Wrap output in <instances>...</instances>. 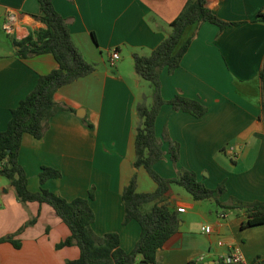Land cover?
Masks as SVG:
<instances>
[{"label":"crops","instance_id":"obj_1","mask_svg":"<svg viewBox=\"0 0 264 264\" xmlns=\"http://www.w3.org/2000/svg\"><path fill=\"white\" fill-rule=\"evenodd\" d=\"M186 0H52L54 10L67 25L74 46L94 64V70L58 87L52 94L57 110L47 120L39 139L24 133L17 162L26 186H39L65 199L86 196L93 219L91 229L101 234L115 232L119 246L128 251L138 237L135 221L122 223L120 191L133 175L137 192H150L155 185L142 168H134L133 105L148 92L132 69L131 54L147 55L166 35L168 22ZM211 11L219 19L235 22L219 29L208 22L186 28L190 41L171 73H159L160 95L195 98L206 111L200 117L162 104L153 130L160 139L163 156L152 165L164 178L179 169L194 172L205 187L223 183L220 203L264 201V105L261 106L259 70L264 71V22L254 20L264 0H214ZM37 0H0V31L18 40L42 27L36 19ZM6 15L12 32L2 29ZM0 48V130L9 109L34 85L38 75L56 67L48 53L19 58L11 43ZM115 50L112 67L107 58ZM130 63V64H129ZM84 121L89 125H85ZM166 133L178 145V158L171 163L166 153ZM234 147L231 159L226 147ZM60 172L57 178L37 182L39 167ZM0 176V237L10 235L19 242L14 248L0 242V264H64L74 260V245L55 248L68 229L44 203L20 202L8 181ZM182 189V188H181ZM179 186L165 192L168 207L177 211L178 227L156 250L155 264H186L199 256L202 261L220 259L238 246L243 262L264 264V223L241 228L239 209L219 207L213 199L192 200ZM149 204H144L147 209ZM34 217V221H28ZM209 225L208 234L200 230Z\"/></svg>","mask_w":264,"mask_h":264},{"label":"trees","instance_id":"obj_2","mask_svg":"<svg viewBox=\"0 0 264 264\" xmlns=\"http://www.w3.org/2000/svg\"><path fill=\"white\" fill-rule=\"evenodd\" d=\"M214 0H186L177 15L168 22L166 35L149 51L147 55L131 54L132 69L136 76L147 82L150 88L149 100L143 96L133 105L135 121L133 124V160L134 168H142L155 187L150 192H137L135 178L132 175L120 191L122 203V223L135 221L138 225V237L130 250L119 246L115 232L95 233L90 223L93 219L86 196L65 199L58 194L39 186L36 191L28 190L26 177L17 162V152L21 135L26 133L39 139L47 127L48 118L57 110L63 109L52 100L53 92L60 86L94 70V64L86 61L74 46L64 18L52 6V0H37L39 14L36 19L42 27L26 34L23 38L10 43L13 54L19 58L28 55L48 53L56 67L36 77L32 88L9 109L5 128L0 130V176L12 186L16 198L22 202L44 203L68 229V235L54 244L55 248L74 245L78 256L66 260L64 264H155L156 250L173 234L178 227L177 211L168 207L165 192L170 185L181 187L192 200L211 198L221 208L243 212L244 220L240 227L264 223V201L242 202L231 199L222 204L218 196L223 193V183L213 188L205 187L191 170L179 169L174 177L164 178L152 168L154 162L163 156L160 139L153 130L154 119L162 104L171 109L182 111L193 117H200L206 107L199 100L181 94L168 99L160 95L159 73L165 69L171 73L190 41V35H184L187 27L199 22H208L219 29L236 24L219 19L211 11L210 2ZM254 20L264 22V7L254 16ZM112 67V66H110ZM261 106L264 105V71L259 70ZM85 125H89L84 121ZM162 139L167 143L166 153L171 163L178 158V145L171 141L166 133ZM60 176L58 169L42 165L37 172V182ZM144 204H149L143 209ZM34 217L28 222L32 223ZM8 241L14 248L19 242L10 235L0 237V242ZM205 261L189 260L186 264H204ZM219 264H224L219 262Z\"/></svg>","mask_w":264,"mask_h":264},{"label":"built area","instance_id":"obj_3","mask_svg":"<svg viewBox=\"0 0 264 264\" xmlns=\"http://www.w3.org/2000/svg\"><path fill=\"white\" fill-rule=\"evenodd\" d=\"M12 19L13 18L10 15H6L5 19L3 20L2 29L7 34H10L12 32V23H13ZM117 59H118L117 52L115 50H111L107 58V62L109 66H113ZM226 149H227L229 157L231 159H234L236 157L234 147L232 145H228ZM176 210L182 211L183 208L178 207L176 208ZM200 230L203 233L208 234L211 231V228L209 225H201ZM196 260L201 261L202 257L199 256ZM220 260L222 263H226V264H240L243 262V256L238 246H232L230 248V252L227 255L222 256Z\"/></svg>","mask_w":264,"mask_h":264},{"label":"rangeland","instance_id":"obj_4","mask_svg":"<svg viewBox=\"0 0 264 264\" xmlns=\"http://www.w3.org/2000/svg\"><path fill=\"white\" fill-rule=\"evenodd\" d=\"M5 43H7V46H9L10 41H9L8 37H7L5 34H3L2 31H0V48H1V49H3V48L6 47ZM107 63H108V62H107ZM129 64H130V63H129ZM108 66H109V64H108ZM141 84H142V90H143L144 92H148L150 88H149L147 82L144 81V80H141ZM144 172H145V171H144ZM145 174H146V173H145ZM145 176H146V178H147L148 180H150V178L147 176V174H146ZM2 180H4V179H2ZM4 181H5V180H4ZM150 181H151V180H150ZM179 188L181 189V187H179ZM181 190H182V189H181Z\"/></svg>","mask_w":264,"mask_h":264},{"label":"water","instance_id":"obj_5","mask_svg":"<svg viewBox=\"0 0 264 264\" xmlns=\"http://www.w3.org/2000/svg\"><path fill=\"white\" fill-rule=\"evenodd\" d=\"M220 259H213V260H208L206 262H204V264H219ZM226 264V263H224Z\"/></svg>","mask_w":264,"mask_h":264}]
</instances>
